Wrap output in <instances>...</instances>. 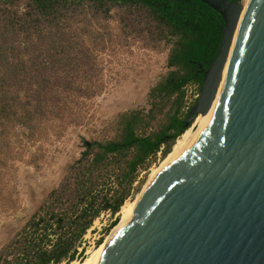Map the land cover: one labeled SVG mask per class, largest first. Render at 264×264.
I'll list each match as a JSON object with an SVG mask.
<instances>
[{
	"label": "trees",
	"instance_id": "trees-1",
	"mask_svg": "<svg viewBox=\"0 0 264 264\" xmlns=\"http://www.w3.org/2000/svg\"><path fill=\"white\" fill-rule=\"evenodd\" d=\"M112 17L120 35L152 48L163 43L170 68L151 85L145 103L116 114L113 134L85 141L60 183L0 249V264L74 260L95 218L107 210L114 216L139 171L159 150L167 158L192 125L187 119L196 101L184 109L185 85L196 82L200 90L225 23L206 2L0 0V191L3 175L22 158L13 149L16 132L32 138L50 127L65 128L103 91L96 49L107 47ZM118 222L116 216L106 230Z\"/></svg>",
	"mask_w": 264,
	"mask_h": 264
},
{
	"label": "water",
	"instance_id": "water-1",
	"mask_svg": "<svg viewBox=\"0 0 264 264\" xmlns=\"http://www.w3.org/2000/svg\"><path fill=\"white\" fill-rule=\"evenodd\" d=\"M224 18L217 56L187 119L211 121L146 185L97 264H264V0H202Z\"/></svg>",
	"mask_w": 264,
	"mask_h": 264
},
{
	"label": "rangeland",
	"instance_id": "rangeland-1",
	"mask_svg": "<svg viewBox=\"0 0 264 264\" xmlns=\"http://www.w3.org/2000/svg\"><path fill=\"white\" fill-rule=\"evenodd\" d=\"M117 23L115 17L109 20L108 29L112 33L107 47L96 49L101 69L98 76L104 80V89L77 112L75 122L61 129L50 127L32 138L20 132L13 136V149L22 158L15 159L9 173L2 177L6 184L0 191V249L26 224L51 188L60 183L69 164L84 149L85 141L113 134L112 120L116 114L145 103L151 85L170 68L168 49L163 43L152 48L135 37L122 36ZM157 154L149 167L139 171L124 205L135 202L151 174L162 165L165 159L161 150ZM110 183L116 186L115 180ZM116 216L119 222L123 219L122 207L114 216L107 210L95 218L77 244V250L85 251L84 259L105 241L111 232L106 227ZM75 260L59 264H78Z\"/></svg>",
	"mask_w": 264,
	"mask_h": 264
},
{
	"label": "bare ground",
	"instance_id": "bare-ground-1",
	"mask_svg": "<svg viewBox=\"0 0 264 264\" xmlns=\"http://www.w3.org/2000/svg\"><path fill=\"white\" fill-rule=\"evenodd\" d=\"M249 3V0H245V3H243V8L241 10L240 13V19H239V25H240V20L245 12V9L247 7ZM245 4V5H244ZM237 33H238V25L237 28L233 34V38H232V42L229 48V54L227 57V61L225 63V66L222 70V79H220L219 81V86L223 84L224 81V77L225 74L227 72V66L229 64L230 61V57L231 54L233 52L234 46H235V42H236V38H237ZM222 88V86H221ZM220 88V90H221ZM221 92V91H220ZM220 92L217 98V91L215 94V97L213 99V102L209 108V110L206 113H199L197 115V117L195 119H197V123L195 122L189 129H187L184 133L181 139L177 140V142L174 144L171 153L167 156V158H165V160L162 162V165L156 169L152 174L150 179L147 181V183L144 185L142 191L140 192V194L138 195L137 199L135 200L134 203H127L126 205L122 206V215H123V219L115 226L112 228L110 234L106 237L105 241L102 242L98 247L95 248V250H93V252H91L90 256L87 257L84 260H77L78 264H97L98 259L101 255V252L104 248V245L106 243V241L112 236L114 235L116 232H118L133 216V211H134V206L138 203L144 188L146 187V185L151 181V179L163 168L165 167L167 164H169L170 162H172L175 158H177L191 143L192 141L197 137V135L204 129V127L211 121L213 114L215 112L216 109V105L220 96ZM195 119L193 120V122L195 121ZM200 121V122H199ZM192 122V123H193ZM191 123V124H192ZM81 261V262H80Z\"/></svg>",
	"mask_w": 264,
	"mask_h": 264
},
{
	"label": "built area",
	"instance_id": "built-area-1",
	"mask_svg": "<svg viewBox=\"0 0 264 264\" xmlns=\"http://www.w3.org/2000/svg\"><path fill=\"white\" fill-rule=\"evenodd\" d=\"M199 86L196 82H189L185 85V97H186V102H185V105H184V109L185 110H188L189 107L196 101L198 95H199ZM160 151V150H159ZM81 250H79L78 254L80 253ZM85 252V251H84ZM81 253L79 255H77V257L75 258L77 260H81L82 259V256L85 254V253ZM83 254V255H82Z\"/></svg>",
	"mask_w": 264,
	"mask_h": 264
}]
</instances>
